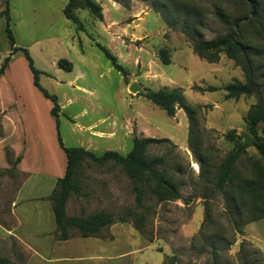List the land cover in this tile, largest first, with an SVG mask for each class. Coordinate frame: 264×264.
<instances>
[{
    "label": "rangeland",
    "instance_id": "374dc122",
    "mask_svg": "<svg viewBox=\"0 0 264 264\" xmlns=\"http://www.w3.org/2000/svg\"><path fill=\"white\" fill-rule=\"evenodd\" d=\"M93 1L101 8L103 15L100 20L86 9H77L73 15L79 25L68 21L67 26L68 41H73L78 48L81 42L85 53L97 64L95 71L88 69L84 81L89 87L97 88L99 99L95 101L94 96L85 94L78 103L68 106L59 95L57 101L61 108L56 117L57 128L55 118L45 108L41 121L44 124L53 118L55 131L64 139V146L81 148L89 132L81 130L80 125L86 126L98 118H106L110 113L113 116L133 114L135 121L138 120L141 127L148 131V136L138 135L136 122L133 121L130 127L133 128L134 138L169 140L150 144L146 148V155L163 158L164 162L158 166V171L177 187L178 198H168L160 184L133 181L120 165L113 162L100 165L84 159L76 168L75 189L67 199L66 215L88 217L103 212L114 221L123 220L131 226L136 225L143 237L156 240L160 248L166 250L164 264H264V256L258 248L241 238L243 232L238 234L236 231L235 217L225 204V196L229 191H234L239 178L233 179L223 190L216 186L220 164L227 152L244 145L243 139L232 141L225 137L230 129L239 136L246 133L253 141L252 146L242 150L235 164L234 170L240 178H244L240 180H251L253 167L264 166L255 146L259 139L249 135L244 121L250 106L257 102L256 97L251 95L241 96L237 100L226 99L221 89L232 81L243 82L242 71L223 52L219 53L218 61L212 64L197 57L187 37L179 31L183 17L171 20L174 24L172 27L163 21L160 11L167 0ZM183 1L187 3V13L199 14V17H189L190 23L195 26L192 37L196 40L209 41L231 33L240 42L254 46L251 59L264 104V0ZM252 4L255 5L254 11L251 9ZM215 8L225 13L227 24L220 22ZM235 19L238 20L237 25L233 24ZM101 26H104V32ZM112 27L119 33L111 35L114 39L111 47L106 33H112ZM93 40L102 44L126 69L125 79L111 66ZM161 48H166L169 64H163L158 59L157 52ZM56 51L64 55L62 47ZM17 56L23 63L19 62L15 69L20 77V89L24 93L28 92L27 75L24 73L26 59L22 54ZM31 59L36 61L34 57ZM36 65L34 62V67ZM61 74L66 78L71 75L64 69ZM41 76L38 84L48 93L61 94L66 91L71 94L69 87L55 84L52 77L44 80ZM12 77H15L14 71L8 79ZM131 82L138 84L143 93L131 92L128 88ZM195 86L219 89L201 93L195 90ZM162 88H180L184 100L196 108L193 137L197 141L192 148L188 144L185 112L176 107V114L172 118L167 117L163 109L142 96L147 91ZM86 97L96 103V108L87 105ZM81 109H85V115L73 120L72 116ZM49 123L44 126L48 132L51 131ZM257 136H261L260 126L257 127ZM3 140L0 117V228H10L13 226L11 210L15 194L24 174L15 164L13 151ZM96 140L93 151L96 155L114 151L116 147L115 140ZM126 144L119 154L125 155L129 151L132 140ZM134 186H140L143 190L140 204L137 203ZM237 226L241 230L245 227L240 224ZM250 228L256 229V233L264 237V220L253 223ZM72 233L79 236L76 230ZM260 245L264 248L263 244ZM0 257L7 258L13 264H22L24 251L12 238L0 240Z\"/></svg>",
    "mask_w": 264,
    "mask_h": 264
},
{
    "label": "crops",
    "instance_id": "0c3cea01",
    "mask_svg": "<svg viewBox=\"0 0 264 264\" xmlns=\"http://www.w3.org/2000/svg\"><path fill=\"white\" fill-rule=\"evenodd\" d=\"M67 1L9 0L8 17L14 38L13 47L25 49L31 58L34 57L36 61L32 60L33 65L34 62L37 64L44 80L52 77L55 84L69 87L71 94L66 91L49 94L56 99L61 95L65 105L71 106L78 103L85 94L94 96L95 101H98L99 96L97 88L89 87L84 81L88 69L95 71L97 64L85 53L81 42L78 48L73 41H68L67 23L71 20L62 15ZM4 8L5 0H0V66L9 57L5 70L0 74V117L3 142L8 143L15 159L19 157L17 165L24 178L17 189L11 210L13 226L0 228V240H16L24 251L22 264H164L166 250L160 248L156 240L143 237L128 222H115L104 227L99 237L83 238L76 235L67 240L56 239V224L48 197L52 194L57 179L65 175L66 157L59 147L56 137L59 133L55 131L53 118L48 122L50 132L44 127L48 123L45 121L43 124L41 121L43 108L50 115L52 102L44 98L33 85V75L27 60L26 67L23 66L27 75L28 92L23 93L20 89V77L15 66L22 63L17 56L22 52H12L5 31V18L1 15ZM101 29L105 30L104 26ZM111 30L112 33H106V36L112 47L114 39L111 35L119 31L115 27ZM60 47L63 48L64 55L57 53L56 50ZM60 59L67 60L72 66L71 71H68L71 75L67 78L61 74L63 69L57 66ZM12 71L15 77L9 80L8 76L11 77ZM86 101L92 109L96 108V103L91 98L86 97ZM85 113V109H81L72 119L81 118ZM135 119L133 114L113 116L110 113L106 118H98L86 126L80 125L81 130L89 132L86 142L80 147L93 152L96 139H108L115 140V152L124 150L128 140L133 143L134 133L130 127L133 121L138 128L137 134L148 136V131ZM61 139L64 144V139ZM262 220L264 219L246 224L241 238L252 243L264 256V248L260 245H264V237L256 233V229L250 228V225Z\"/></svg>",
    "mask_w": 264,
    "mask_h": 264
},
{
    "label": "trees",
    "instance_id": "16d2710c",
    "mask_svg": "<svg viewBox=\"0 0 264 264\" xmlns=\"http://www.w3.org/2000/svg\"><path fill=\"white\" fill-rule=\"evenodd\" d=\"M116 2L117 0H111ZM187 3L183 0H167L162 8L161 17L163 21L170 27L174 26L171 23L173 19H179L183 17L182 24L180 25V32L187 37V41L192 47L193 53L205 61L212 64L218 61L219 53L223 52L225 56L234 61L235 65L240 68L243 73L244 81H232L224 85L221 89L225 92L224 97L226 99L234 98L237 100L241 96H255L257 102L250 106L247 111L246 117H244L245 124L249 135H253L259 139L255 143L257 153L260 159L264 162V104L261 99V92L259 89V83L255 77V71L253 69V62L251 59V51L254 46L248 43L240 42L234 34L228 33L218 36L209 41L196 40L192 35L195 33V26L190 23L189 17L195 15L199 17L198 13H187L189 10L186 8ZM190 7V6H189ZM86 9L93 17L97 19L102 18V11L98 4L93 0H68L67 4L63 8V16L66 19L71 20L72 23L78 24V20L74 17V10ZM251 9L255 10V5H251ZM186 10V12H185ZM218 19L223 24H227L226 15L220 8H215ZM183 11L185 12L182 15ZM9 0H5V8L1 12V15L5 18V31L10 40V46L12 52H22L24 58L27 60L28 67L33 74V85L36 89L42 93L44 98L49 99L52 102V108L50 114L55 118L57 128V113L60 111L59 104L54 95H50L38 84L39 76L42 74L33 65L31 57L28 55L25 49L14 48V38L9 27ZM255 14V13H254ZM238 20H234L233 24L237 25ZM95 45L103 53V56L110 62L111 66L120 72L124 79L126 78L127 71L116 60V57L112 55L102 44L95 42ZM11 52V53H12ZM158 59L163 64H169L170 59L166 48L158 49ZM9 57L5 58L0 66V74L5 70ZM57 66L66 71H71V64L65 59H60L57 62ZM196 91L201 93L213 92L219 88L207 86L201 89L199 86L194 87ZM144 98L152 102L154 105L163 109L167 117L172 118L176 114V107L182 109L188 120V144L192 148L196 140L193 137L195 123V111L196 108L190 106L183 96L180 88L168 89L162 88L157 91H147L142 95ZM260 126L261 136H257V127ZM59 147L63 150L66 157V169L65 175L62 178L57 179L55 188L52 194L48 197V200L52 205V213L56 224L55 235L57 240H67L74 236L73 230L78 232L80 237H96L100 236L101 232L115 222H124L123 220L114 221L107 213L96 212L88 217H68L66 215V202L71 191L75 189V173L77 166L84 160L90 159L97 164H104L106 162H113L120 165L126 175L133 179V181L139 183L160 184L166 192L168 198H178L177 187L167 178L163 173L158 171V166L162 165L164 160L162 157H149L146 155V148L150 144L158 143L161 141H169L167 138H133L132 147L125 155H121L115 151H106L101 155H96L89 150L83 148H68L65 147L59 134H57ZM227 139L241 140L242 137L236 135L233 129L228 130L225 133ZM242 147H238L236 150L227 152L222 163L220 164V172L216 186L218 189L223 190L229 183L236 177L239 178V182L236 183L234 191H229L225 196V204L227 210L235 217L236 231L238 234H242L241 228L237 226L246 225L253 221L263 218L264 219V166L257 165L253 167L251 180H240V178L234 170L235 164L240 157ZM9 154V152H6ZM19 162V157L15 159V164ZM155 185H152V187ZM136 193L137 203L140 204L142 196V188L140 186L133 187ZM1 225V223H0ZM4 225V224H2ZM134 229L138 230L136 225ZM4 228H6L4 226ZM139 231V230H138ZM243 243V242H242ZM0 264H13L7 258L0 257ZM215 264V263H213ZM247 264V263H246Z\"/></svg>",
    "mask_w": 264,
    "mask_h": 264
},
{
    "label": "water",
    "instance_id": "95a60500",
    "mask_svg": "<svg viewBox=\"0 0 264 264\" xmlns=\"http://www.w3.org/2000/svg\"><path fill=\"white\" fill-rule=\"evenodd\" d=\"M128 88H129V90L131 92H134L135 94H142L143 93L142 89L135 82H131L129 84ZM241 137H242V139L244 141V145L242 147L243 150H245L249 146H252L253 145V141H252L251 137L248 136L246 133H242L241 134Z\"/></svg>",
    "mask_w": 264,
    "mask_h": 264
}]
</instances>
